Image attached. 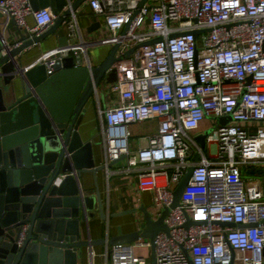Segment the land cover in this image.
<instances>
[{"label": "built area", "instance_id": "built-area-1", "mask_svg": "<svg viewBox=\"0 0 264 264\" xmlns=\"http://www.w3.org/2000/svg\"><path fill=\"white\" fill-rule=\"evenodd\" d=\"M139 1L89 0L111 36L83 40L73 11L67 45L32 63L44 62L50 73L66 55L74 65H89L91 45L118 41L117 53L133 46L114 64L116 81L109 83L118 104L98 111L101 164L124 160L120 170L134 175L139 191H151L155 216L193 164L179 203L164 216L167 232L153 238L155 264H264V0ZM0 14L3 39L10 20L32 36L55 18L49 6L33 9L30 0H0ZM225 115L231 119L221 124ZM206 119L212 122L207 152L195 139ZM138 123L146 132L132 148L131 126ZM185 213L197 222L184 226ZM144 246L150 248V238L105 245L99 256L102 264H151L135 253ZM88 255L87 264H95L92 247Z\"/></svg>", "mask_w": 264, "mask_h": 264}, {"label": "water", "instance_id": "water-1", "mask_svg": "<svg viewBox=\"0 0 264 264\" xmlns=\"http://www.w3.org/2000/svg\"><path fill=\"white\" fill-rule=\"evenodd\" d=\"M30 1L33 9L49 6L55 18L39 34L20 32L15 41H5L0 35V264H77L82 247L126 244L144 237L151 240V264H155L153 238L159 230L167 232L164 216L179 203L193 164L177 181L170 205L163 206L157 216L153 217L144 204L119 213L140 211L143 222L138 229L100 240L90 239L86 229L87 236L81 239L80 221L88 225L94 210L101 220L106 218L96 173L115 161L106 167L95 165L91 144L82 141L78 127L97 90L116 81L114 64L128 57L133 46L117 53L120 43L113 42L106 57L93 66L74 65L72 55L57 59L50 73L42 61L23 65L22 50L64 27L67 33L56 35V46L67 45L69 15L85 0ZM98 24L96 21L91 26ZM158 38L155 35L145 42ZM17 77L21 81L19 96L14 84ZM230 119L231 115L218 117L221 124ZM209 130L195 135L202 148ZM198 156L195 152L192 159ZM82 173L92 174L94 195L82 193L78 184ZM262 179L264 186V176ZM185 217L186 227L197 222L187 213Z\"/></svg>", "mask_w": 264, "mask_h": 264}, {"label": "crops", "instance_id": "crops-1", "mask_svg": "<svg viewBox=\"0 0 264 264\" xmlns=\"http://www.w3.org/2000/svg\"><path fill=\"white\" fill-rule=\"evenodd\" d=\"M75 16L80 29L81 38H83V40H95L111 36V31L105 24L103 18L91 11L89 0L83 1L76 8ZM26 21L29 25H32L34 23L32 15H27ZM96 21H98L99 24L97 26H91V24ZM144 23V27L148 28V16H146ZM20 32L26 35V32H23L14 20H10L4 30L5 39L7 41H15L19 38ZM62 33H67L66 27L58 30L56 35H60ZM56 35H50L27 46L20 53L21 63L23 65L30 64L37 59L41 53L55 47L57 45ZM111 46L112 43L110 42L88 46L86 49L87 63L92 66L101 63V61L108 54ZM14 84L16 85V96H19L21 92L20 78H15ZM117 104V93L112 92L109 89V84L102 85L101 88L97 90L94 99H92L89 105L88 111L82 118L78 127L82 141L90 142L91 144V154L95 165H99L103 161V145L100 136L98 111L99 109L115 106ZM148 124L154 125V122H150ZM131 132L132 136L138 134L137 124H133L131 126ZM123 164L124 160H119L113 163L109 168L111 171L109 175H107L105 170H99L96 173L97 187L106 218L105 220H101L97 211L94 210V217L88 220V225L80 221L79 230L81 239L86 238V229H88V236L90 239L100 240L103 238L108 239L111 236H115L120 233L125 234L135 231L138 229L140 223L143 222L142 213L140 211L119 214L120 212L126 210L138 208L142 206V204L147 207L152 205L151 191H139L137 189L136 178L134 175L123 173L120 170ZM78 184L83 194H95L94 179L91 173H82L78 178ZM153 217L155 216L153 215ZM105 245L106 244L104 243L92 246V250L95 253V264H102V259L99 254L103 251ZM88 261V249L86 247H82L80 249L79 258H77V264H87Z\"/></svg>", "mask_w": 264, "mask_h": 264}, {"label": "rangeland", "instance_id": "rangeland-1", "mask_svg": "<svg viewBox=\"0 0 264 264\" xmlns=\"http://www.w3.org/2000/svg\"><path fill=\"white\" fill-rule=\"evenodd\" d=\"M208 120L206 119V120H204L202 122V128L205 127L204 130L205 129H208V127L212 125V122L210 120L209 121ZM137 130H138V134L137 135H134V136H131V138H130V143L132 144L131 145L132 148H135L136 145H137V136L139 137V135H141L142 133H145L146 132L145 130H143L141 124H139V123L137 124ZM208 149H209V146H206L204 148V150L206 152H207ZM148 210L151 211L152 215L155 216V212H154V209L152 208V205H149L148 206ZM135 252L137 254H140V255H144V256L146 255L148 257V259H151L150 249L148 247H146V246H144V247H137L135 249Z\"/></svg>", "mask_w": 264, "mask_h": 264}]
</instances>
